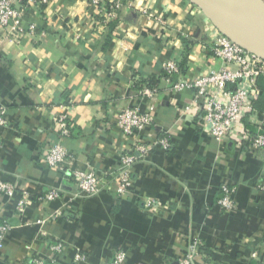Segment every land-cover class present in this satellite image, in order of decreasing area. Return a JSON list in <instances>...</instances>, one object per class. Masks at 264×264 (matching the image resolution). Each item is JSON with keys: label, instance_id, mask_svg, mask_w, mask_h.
Here are the masks:
<instances>
[{"label": "crops", "instance_id": "obj_1", "mask_svg": "<svg viewBox=\"0 0 264 264\" xmlns=\"http://www.w3.org/2000/svg\"><path fill=\"white\" fill-rule=\"evenodd\" d=\"M120 2L115 17L103 22V9L89 0H48L27 12L39 30L34 36L8 40L0 29V105L7 109L0 126V181L29 196L18 213L16 200L0 194V220L12 225L0 264H24L31 254L52 258L49 246L57 241L65 247L57 264H72L76 252L86 259L73 264H104L117 249L127 252L123 264H176L193 237L200 241L196 264H264V193L257 188L264 148L242 149L210 137L199 116L184 111L193 91L172 92L162 71L168 59L181 65L184 80L216 69L214 25L187 0ZM139 82L155 86L157 95L140 98ZM61 105L70 106L64 144L73 162L93 168L111 186L120 153L135 141L115 127L122 108L152 106L154 122L141 139L166 135L172 149L154 146L133 165L125 197L103 190L69 201L75 187L68 176L41 159L57 139L51 118ZM255 112L242 119L251 131L264 118ZM222 185L236 189L230 211L216 203ZM49 187L64 193L43 204L37 194ZM146 197L159 207L146 211Z\"/></svg>", "mask_w": 264, "mask_h": 264}, {"label": "built area", "instance_id": "obj_2", "mask_svg": "<svg viewBox=\"0 0 264 264\" xmlns=\"http://www.w3.org/2000/svg\"><path fill=\"white\" fill-rule=\"evenodd\" d=\"M48 0H0V29L8 40H17L24 35L34 36L38 30L37 24L27 18L30 8L45 5ZM90 3L103 9V22H108L115 17L114 9L120 5V0H89ZM108 7L106 9L105 7ZM143 12H146L145 10ZM162 20L160 16L157 17ZM26 23V24H24ZM210 51L218 61L219 66L206 74H200L191 80L181 79V66L172 59L162 63V71L171 84V90L177 93L184 88L193 91L190 104L184 111H192L199 116L201 125L210 137L218 142L232 141L237 147L245 149L264 148V118L255 131H251L242 124L245 115L256 113L253 100L258 97L260 89L257 79L264 75V60L254 53L248 52L231 41L215 27ZM140 83V82H139ZM137 95L142 99H153L158 91L148 83H140ZM60 107L61 111L53 115L51 122L57 135V139L41 152V159L50 168L62 171L68 176L75 192L71 194L69 201L74 199H87L97 195L103 190H111L116 197H125L130 194L133 186V165L138 160H146L154 146H160L163 150L172 149L170 138L166 135L159 136L152 142H144L141 133L154 122L152 106L141 110L138 105L122 108L114 118V124L118 132L124 137H133L132 146L127 151L120 153L113 174V186L107 183L100 174L89 166L75 164L71 153L64 142L70 134V119L68 108ZM6 107L0 105V126L6 123ZM258 191L264 193V172L259 182ZM235 187L222 185L217 198V205L224 211L233 209V196ZM63 190L59 187H49L37 194L36 199L48 204L61 198ZM0 194L7 199H15V210L23 213L28 203V191L17 193L16 187L10 182L0 181ZM143 207L146 211H153L159 207L154 198H143ZM59 215L55 212L51 218ZM42 224L44 219L36 221ZM12 229L7 219L0 220V251L4 247V241ZM264 246V241H263ZM30 249V246H27ZM52 258H42L37 255H29L24 264H57L64 250L61 241L51 243L49 246ZM200 251V241L193 237L186 244V249L178 258L176 264H196V258ZM127 252L122 249L113 251L111 259L104 264H123ZM84 253L76 252L72 262L84 261ZM72 263V264H73ZM2 264H14L12 261H4Z\"/></svg>", "mask_w": 264, "mask_h": 264}, {"label": "water", "instance_id": "obj_3", "mask_svg": "<svg viewBox=\"0 0 264 264\" xmlns=\"http://www.w3.org/2000/svg\"><path fill=\"white\" fill-rule=\"evenodd\" d=\"M214 27L244 50L264 60V8L246 0H189Z\"/></svg>", "mask_w": 264, "mask_h": 264}, {"label": "trees", "instance_id": "obj_4", "mask_svg": "<svg viewBox=\"0 0 264 264\" xmlns=\"http://www.w3.org/2000/svg\"><path fill=\"white\" fill-rule=\"evenodd\" d=\"M109 25H111V24H109ZM257 86L260 89V93H259L258 97L253 100V107L259 113H263L264 114V75L260 76L257 79Z\"/></svg>", "mask_w": 264, "mask_h": 264}, {"label": "bare ground", "instance_id": "obj_5", "mask_svg": "<svg viewBox=\"0 0 264 264\" xmlns=\"http://www.w3.org/2000/svg\"><path fill=\"white\" fill-rule=\"evenodd\" d=\"M246 1L250 2L251 4L255 6L264 8V0H246Z\"/></svg>", "mask_w": 264, "mask_h": 264}, {"label": "rangeland", "instance_id": "obj_6", "mask_svg": "<svg viewBox=\"0 0 264 264\" xmlns=\"http://www.w3.org/2000/svg\"><path fill=\"white\" fill-rule=\"evenodd\" d=\"M187 1H189V0H187Z\"/></svg>", "mask_w": 264, "mask_h": 264}]
</instances>
